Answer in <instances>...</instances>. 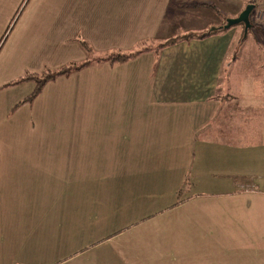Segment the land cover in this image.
<instances>
[{"label":"crops","instance_id":"obj_1","mask_svg":"<svg viewBox=\"0 0 264 264\" xmlns=\"http://www.w3.org/2000/svg\"><path fill=\"white\" fill-rule=\"evenodd\" d=\"M12 1L0 0V73L14 74L0 81V259L10 258L2 264H27L25 257L55 252L61 210H69L61 204L82 192L85 222H116L112 235L126 232V226L119 229L125 223L134 231L93 264H264V170L254 172L251 165L260 161L264 168V153L248 148L253 151L241 157V165L232 155L236 145L264 147V112L246 101L258 92L252 72L244 69L249 59L233 52L244 44L243 29L198 37L209 29L183 39L189 34L163 32L171 0H161L166 4L159 12L138 4L158 0H95L102 9L90 13L76 45L85 65L47 81L36 97L21 102L33 81L10 83L40 73L38 58L31 63L24 55L30 36L24 24L40 14L25 15L4 47L21 17L2 40L13 18L5 16ZM187 1L199 8L209 0ZM204 11L191 17L214 18ZM35 35L45 39L47 31ZM152 39L154 46L133 48L127 60L105 58ZM66 42L61 36L59 44ZM127 109L140 116L145 109L144 120L129 123ZM77 129L88 131L85 141L70 136ZM174 145L184 146L180 155L171 153ZM209 152L215 158H202ZM191 169L200 187H188L175 199L192 181ZM109 237L94 245L114 240Z\"/></svg>","mask_w":264,"mask_h":264},{"label":"rangeland","instance_id":"obj_2","mask_svg":"<svg viewBox=\"0 0 264 264\" xmlns=\"http://www.w3.org/2000/svg\"><path fill=\"white\" fill-rule=\"evenodd\" d=\"M93 1L95 0H13L12 2H8L7 8L5 10V16L9 14L8 17H10L13 13V18L10 19L11 21H8L9 24L7 23V25L3 28L2 34L4 38L2 40L6 38V35L9 33L8 31H10V29L14 26L20 14L21 17L19 18L17 24H15L14 30L9 34L7 40H5L4 47L10 44L9 41L14 35V31L19 25L23 23V17L35 12L40 15L34 18L31 16V19L24 24L29 28L30 33L28 38L29 50L24 51V55L26 54L27 61L31 63H33L34 58H38L36 64L38 65L40 73L35 74L46 73L48 71L52 72L60 70L63 67L81 64L85 61V58L82 57V54L80 55L77 52L76 45H80L79 41H81L78 33L81 32V28H83L84 25L88 26L89 20H91V18H89L90 13L92 11L102 9L99 4H96ZM205 2L211 4L219 11L217 10V13H215V10L209 6H202L199 8L193 7L194 3L188 2L187 0H171L170 4L172 5L171 8L173 9L170 8L171 11L169 10L165 14V20L163 21L164 34L169 36L170 33V35L174 34V36H181L188 33L190 35L192 32L202 33L208 31L209 29L211 30L218 28L219 26L221 27L225 24L226 19H230L232 14L237 13L239 10L241 13L246 5L252 3L254 7L249 15L251 27L245 34L244 32L243 34H240L239 44L243 39L244 48L243 45H238L239 47H237L236 51H233V48L232 51L236 57L243 56L249 59V65L244 69L248 71V75L250 72H252L254 86L258 87V92L252 97H247L246 101L249 104H252L254 109H259L255 112H264V19L259 20L257 18L258 10L264 8V0H209ZM138 4L141 5L142 10H156V12H159L163 4L166 3L158 0L157 3L143 2ZM200 10H205L204 16L207 14H212V17L214 18L210 20L202 17H191L196 15L195 12H200ZM183 12H188L190 16L185 17L184 15H186V13L184 14ZM240 13H238V15ZM200 14H202V12ZM142 21L145 23L146 19L143 18ZM1 24L2 23H0V26ZM41 29H45L47 31L45 39L38 38L35 35V33ZM235 29H243V25H233L227 30H229L230 33H234ZM61 36H65L67 38V42L64 45L59 44ZM52 38L56 39V43H54ZM156 40L159 42L160 39ZM50 42L55 45L54 48H50L48 46ZM156 42L157 41H153L152 39L143 41L142 43H136V47L133 46L131 48H126L122 53L127 54V52L133 48V50L139 51L145 46H154ZM53 51L55 54H53ZM90 54L92 56H97V53L93 51ZM90 54L89 56H91ZM1 57L2 54H0V58ZM13 75L14 74L11 71L2 72L0 73V81L6 80V82H8V79H10ZM244 112L245 111L243 110V113ZM78 116L83 117L80 114H78ZM144 116L145 109H142V116L135 115L133 113V109H127V120L129 123H136L140 117H143L144 120ZM259 118L264 120V118L261 116ZM255 121L257 122V118H255ZM256 122L254 125H256L257 128L259 124ZM87 135L88 131L86 129H77L70 132V136L72 138L81 141H85ZM127 137L130 136L127 135ZM255 137H257V133ZM238 139L240 138L238 137ZM259 147V153H264V147L261 146L256 145L251 147L249 145H236V148H232V155L235 156L232 157L236 158V162L241 165V157H248L250 152L253 150L257 151ZM183 148L184 146L182 145H174L171 153L174 155H180ZM242 149H247L248 152H243ZM1 152L3 151L0 148V153ZM208 154L209 155H202V158L210 160L211 158H215L214 152H209ZM200 155L195 152V156L198 157ZM190 164L194 167L197 163L192 162ZM215 164L219 166L221 165V162L214 163V165ZM238 164L237 166H239ZM251 165L253 166L252 170L254 172H258L256 170H259V168L261 172V167L262 172L264 170L260 161H255ZM248 170L252 172L250 167H248ZM191 172H193L192 169L190 171V175H188V180L192 181H190L189 184H185V187L182 186L180 192L178 190L176 191L177 193L175 192V199L185 196L183 194L180 195V193H187L185 191L189 188L195 189L200 187L201 183L193 180L194 177ZM194 191L195 190H192L190 192ZM72 195V200H68L61 204L62 206H66L69 210H65L64 207L61 210V231L60 236H57V238L59 239L60 237V239L57 242L52 243V245L55 246V252L52 254H44L36 257H25L22 261L27 264H52L54 262L55 264H93L94 260L102 259L101 253L106 254L108 257L109 255L105 251H116L120 242H122L125 238H129L134 235L133 227H130V225H125L126 223L121 225L119 229L123 228V226H126L127 231L121 233L120 236H118L119 233L112 235V233L118 230L116 222L112 223L110 226L104 225L106 221L104 223L102 219H99L98 221L95 220V222H85L89 212L87 209L85 210L84 192ZM68 197V194H63V200L65 198L68 199ZM90 216L92 217V215ZM79 219L83 220L84 223L81 226L73 225V221ZM104 236H110L109 238L114 240L109 241L102 246H98V244L94 245L100 238H103ZM47 244L49 243H46L47 250H49ZM7 256L11 257V253H8ZM9 260L10 258L0 259V264L3 262L7 263Z\"/></svg>","mask_w":264,"mask_h":264},{"label":"trees","instance_id":"obj_3","mask_svg":"<svg viewBox=\"0 0 264 264\" xmlns=\"http://www.w3.org/2000/svg\"><path fill=\"white\" fill-rule=\"evenodd\" d=\"M199 6H209L211 7L213 10H215L214 12L217 13L216 11L218 10L217 8L213 7L211 4L209 3H198ZM219 11V10H218ZM221 30L223 28H214L212 29L211 31H209L208 33H204V34H201L199 35L198 37L200 38H203L205 36H207L208 34L216 31V30ZM193 35L195 34H190V35H186V36H183L182 38L183 39H188V38H191V37H194ZM175 40H178V38H173V39H170L168 41H166L167 43H171ZM82 45L84 46V48L88 51L89 47L87 46L86 43L82 42ZM161 45H158L156 47H161ZM132 55H125V54H119V53H112L110 55H108L107 57H105L109 62L113 63V62H121V61H124V60H127L129 57H131ZM85 65V63L83 64H80V65H74V66H67V67H63L61 68L60 70H56V71H52V72H46V73H41V74H35V73H26L24 76L20 77L19 79H17L16 81H13L10 83V85L12 84H16V83H20L22 81H33L34 83V88L32 90V92L27 95L21 102H29L31 101L34 97H36L42 87L44 86V84L49 81V80H52L54 79L55 77L57 76H61V75H65V74H68L69 72L73 71V70H77L78 68H82L83 66Z\"/></svg>","mask_w":264,"mask_h":264},{"label":"water","instance_id":"obj_4","mask_svg":"<svg viewBox=\"0 0 264 264\" xmlns=\"http://www.w3.org/2000/svg\"><path fill=\"white\" fill-rule=\"evenodd\" d=\"M253 4L249 3L246 5V7L241 11V13L235 17L225 20V24L222 25L220 28L228 29L233 25L242 24L243 25V31L244 34L247 32V30L251 27L250 21H249V15L253 9Z\"/></svg>","mask_w":264,"mask_h":264},{"label":"built area","instance_id":"obj_5","mask_svg":"<svg viewBox=\"0 0 264 264\" xmlns=\"http://www.w3.org/2000/svg\"><path fill=\"white\" fill-rule=\"evenodd\" d=\"M257 18L259 20H263L264 19V8L258 10V12H257Z\"/></svg>","mask_w":264,"mask_h":264}]
</instances>
